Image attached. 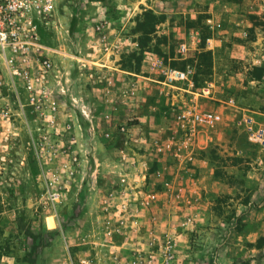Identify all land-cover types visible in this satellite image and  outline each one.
I'll list each match as a JSON object with an SVG mask.
<instances>
[{
	"label": "rangeland",
	"instance_id": "rangeland-1",
	"mask_svg": "<svg viewBox=\"0 0 264 264\" xmlns=\"http://www.w3.org/2000/svg\"><path fill=\"white\" fill-rule=\"evenodd\" d=\"M138 1L150 0H55L53 17L41 32L42 42L51 48L48 56L52 63L42 88L44 92L38 89L36 82L31 89L22 81L9 82L5 69L0 66V264H75L84 256L90 257L95 264H132L133 261L136 264H220L218 259L196 257L199 251L206 254L211 251L209 247L204 250L206 242L202 241L201 245L197 231L188 229V239L183 244L170 233L162 230L156 233L153 227L162 224L157 220L153 219L150 227H146L140 216L144 209L136 199L130 203L129 212L140 210L138 215L132 216L138 217V226L132 228L127 220L121 236L122 242L127 243L119 246L117 238V248L112 249L117 258L113 259L110 256L112 247L101 240L106 193L96 205L90 192L94 180L97 186L99 181L107 180L108 173L116 175L111 163L104 161H114L116 156L123 160L130 151L137 152V146L141 145L142 142L125 136L121 129L122 123L132 125L138 121L136 108L150 111L153 122L161 129L153 139H144L152 152L155 150L153 143L162 142L169 133L168 125L174 115L172 106L176 105L170 104V99L176 89H169L158 71L142 66L145 51L159 55L165 65L171 67L189 65L194 70L196 88L206 81L216 82L215 73L222 75L217 79L220 82L238 69L236 63L230 71L224 72L214 66L213 49L204 45V37L215 32L201 23L202 19L205 21L214 15L213 19L219 21L224 30L227 25L219 15L232 6V11H247V52L250 55L244 53L239 57L244 64L242 77L236 79V85L221 83L216 98L204 100L208 108H221L222 121L200 130L193 155L200 141L203 142L202 138L209 136L211 143L207 152L217 161L213 173L222 177L221 183L229 184L234 199L240 197L238 203L244 201L247 205V169L264 170V166L261 168L255 158L249 164L241 155H230L237 173H228L222 166L227 163L224 157L218 162L222 155L217 149H224L219 142L234 140L242 152L247 153L248 149L252 156L264 157V146L250 143L244 124L240 123L245 114L252 118L254 126L264 127L247 113L244 108L247 101L240 98L247 97V92L264 89V44L261 43L264 42V0H247L245 4L241 0H220L212 8L213 0H192L194 6H191L200 14L196 19L186 20V29L198 27L201 36L199 45L190 48L184 57L176 49L178 32L163 24V3H156L155 9H151L142 3L139 7ZM149 11L156 18L141 30V24L150 19ZM236 26L242 27L241 23ZM257 39L261 41L248 43ZM249 56L252 57L250 63ZM80 60H86L87 65L82 66ZM230 98L234 100L233 105L227 104ZM105 127L110 131L104 133ZM120 144V152L126 154L124 158L118 155L119 151L117 153ZM171 156L181 165L192 161ZM69 162H73L72 172L64 166ZM153 166L157 167L156 161ZM131 172L136 171L123 170L116 179L112 177L113 191L120 175L128 173L131 179ZM52 173L61 178L58 185L62 195L55 204L46 199L45 181ZM188 186L195 188V184ZM142 191L150 190L142 185ZM121 195L124 198V194ZM220 200L225 201L224 198ZM217 207L220 206L217 204L215 211L222 215L225 224L221 230L230 234L242 233L246 228L249 231L259 214V211L242 209L221 212ZM190 215V212L186 215L187 223L183 224L186 218L180 222L181 226L194 222ZM132 217L129 220H133ZM261 243H264V236L255 243H236L238 257L234 261L247 264L251 252L254 256L260 254ZM167 245H171L173 255L168 261L164 258ZM182 250L189 252L188 259L180 258Z\"/></svg>",
	"mask_w": 264,
	"mask_h": 264
},
{
	"label": "crops",
	"instance_id": "crops-1",
	"mask_svg": "<svg viewBox=\"0 0 264 264\" xmlns=\"http://www.w3.org/2000/svg\"><path fill=\"white\" fill-rule=\"evenodd\" d=\"M219 1L220 0H213L210 5L211 8L215 5L217 6ZM241 1L244 4L247 3V0ZM159 2L163 3L164 6L163 24L167 26L169 30H176L179 35V41H186L190 48L199 45L197 44L200 43L201 36V34L199 35V28L193 26L188 28V30L186 29V20L196 19L200 14V11L194 10L195 7H192L194 6V2L192 0H150L146 1V3H142L141 1L137 3L139 7L142 6V3L151 9H155L154 7ZM232 8V6H229L227 8L229 12L227 11L219 15L220 18L225 19L226 28L212 33L209 37H212L211 49L213 50L211 51V56L214 66L217 67L219 71L224 72L230 71L229 69L232 64L236 63L238 69L236 71L233 70L232 75H228L225 81L221 80L220 82L217 79L222 77V75H217L215 73L217 79L214 78V81L218 82L217 86L216 84L214 85V93L211 99H215L218 95L219 84L236 85L238 80L242 77L241 66L244 64L240 61L239 57L244 53H249L250 55V52H247V11L237 12L232 11ZM214 17L213 15V18ZM202 20L201 23L204 25L205 21L204 19ZM239 23H241L242 27L236 26ZM260 41V39H257L256 41H250L248 43L252 44ZM261 43L264 44L263 41ZM251 58V56L247 57V61L249 62L252 60ZM262 84L264 85V75L262 76ZM168 87L169 89L175 88V94H177H172L173 96L171 97L172 99H170V104L180 106L181 104L197 102L202 108L209 109L207 103L204 102L206 98L196 97L192 95L191 92H185L186 90H184V88L186 84L177 83L174 87ZM240 98L247 101V107L244 106V108L247 109V113L252 115L258 123L264 124V89L247 92V97ZM210 109H219L218 111L221 112V108L219 107ZM149 112L148 110L143 111L136 108V117L138 121L132 125L122 123L121 129L125 132V136L142 143L137 146V148L139 147L137 152L130 151L129 156L123 160L116 156L114 161H104L105 163H111L115 171L113 173H116V175L112 176L108 173V176H106L107 178H105L107 180L99 181V184H97L98 187L95 185L94 180L92 191L90 192V196L94 198H92V201L96 202L97 205V201L100 202L102 198H100V196L104 193L107 195H105V198L108 203L121 202L127 198L128 200L134 201L132 195L125 194L123 198V195L116 193V189L113 191V187H111L113 185L112 183H114V178L112 179V177L116 179L117 175L123 170L133 169L138 173V175L134 176V179L137 180L139 184L144 185L146 190L154 191L157 194V202L152 204L150 208L140 211L141 219L145 222L146 227H150L151 224L149 222L153 219L155 221L157 220L162 224H159L158 227H153L156 233H158V230H162L164 233H170L172 238H180L183 244L188 239V229L197 231L201 245H203L202 241L206 242V245H203L205 248L204 250H206L207 247L211 249L208 254H206L207 252H202L203 250L199 251L196 254L197 258L218 259L221 260L220 264L225 262H227V264H238L234 261L238 257V255L235 254L236 249L234 245L236 243L240 244V242L246 243L247 241L249 243H255L260 237L264 236V170L247 169V205L244 201L238 203L240 197L234 199L233 190L229 184L221 183V180H223L222 177L213 173L217 167V161L213 158L211 159L207 152L211 143V139H208L209 136L202 138L203 142L200 141L199 148L195 156H193L192 161L181 165L174 161L169 153L158 154L154 151L152 152L149 144L145 143L144 139H153L155 135L157 136V134L161 132L159 126L157 127V124L153 122ZM115 113H118V111ZM104 131V133H106L110 131V129L105 127ZM223 142L224 140L219 142V145H223L224 149H217V152L222 155L218 158V162L224 157L227 163L222 166L228 173L236 172V166L230 162L232 159L230 155H241L244 157V160L247 159V163L249 164H251L250 161L255 158V162L258 163L261 168L264 166V157H261V155L252 156L248 149L247 153L242 152L239 146H236L234 140H227L222 144ZM121 146L120 144L119 147H117V153L119 151L118 155L122 156V154H120ZM141 146H143V150L140 149ZM155 161L157 162V167H151ZM190 184H195V188L192 189L189 187L188 185ZM185 185L186 187H184ZM116 187L117 184L115 188ZM111 192H113V194L110 198L108 194ZM220 198H224L225 201H221ZM217 204L220 207L216 209L221 210V212L242 209L243 211H259V214L253 219V226L252 228L250 227L249 231H247L245 227L246 230H243L242 233L230 234L228 231L224 232L221 230V226L223 228L225 224L221 220L222 215L215 211ZM133 205L136 207L138 203ZM237 205L238 208H236ZM189 212L192 213L190 217L194 219V222L190 225L186 224V226L184 225L183 227L180 225V222L186 218ZM208 215H210L212 219H209ZM145 236L146 239L149 238L148 234ZM122 241L123 238L119 237L117 244H119V246H122V244L125 246L127 242L123 243ZM258 251H260L258 256H254V253L251 251V254L249 252L251 256L247 259V264H264V243H261ZM180 258L188 259L189 252L187 250H182Z\"/></svg>",
	"mask_w": 264,
	"mask_h": 264
},
{
	"label": "built area",
	"instance_id": "built-area-1",
	"mask_svg": "<svg viewBox=\"0 0 264 264\" xmlns=\"http://www.w3.org/2000/svg\"><path fill=\"white\" fill-rule=\"evenodd\" d=\"M54 9L55 0H0V66L5 69L9 82L22 81L30 89L32 83L36 82L39 84L38 89L44 92L42 88L52 63L48 56L51 48L42 42L41 32L53 17ZM205 24L212 32L222 29L221 23L212 17H207ZM211 38V36L206 38L205 46L208 49L212 46ZM176 49L184 57L190 46L182 40L178 42ZM80 63L82 66L87 65L86 60H80ZM142 66H147L151 71H158V74L163 78L162 82L167 86L174 87L177 83L186 84L185 92H191L196 97L210 99L214 93L215 83L213 81H206L196 88L194 70L189 65L184 68L171 67L165 65L159 55L145 51ZM233 101V98H230L227 104L233 105ZM173 112L172 122L168 125L169 133L162 142L155 141L153 143L155 145L153 151L170 153L178 160L182 159L186 162L193 159L194 143L198 139L200 130L219 124L222 121V114L215 109H204L197 102L175 105ZM240 123L244 124L250 143L264 146V127L254 126L252 118L245 114ZM121 154L122 158L126 156L123 151ZM75 160L74 157L73 161ZM72 164L73 162H69L64 166L70 168L72 172ZM131 174V179L128 173L120 175L118 186L115 188L116 193L132 195L134 199L138 200L142 209L150 208L157 200L156 192L142 191V185L134 179L138 173L131 172ZM60 179L58 174L52 173L47 176L45 181L46 199L52 204L60 201L62 195L61 186L58 185ZM112 194L113 192L108 196L111 198ZM132 202L133 200L127 198L121 203L113 205L104 200L102 206L104 215L101 225L103 238L101 240L106 246L112 247L110 256L113 259L117 258V253L112 249L117 248L115 245L117 237H121L125 233L127 220L132 228L138 226V217L132 216L138 215L140 210L136 208V213H130V203ZM128 212L129 216H126ZM130 216L133 220H129ZM188 221L189 219L186 218L183 224ZM170 247L171 245H167L164 253V258L167 261L173 257ZM133 262L132 264H136L135 261ZM75 264H95V262L90 257L84 256Z\"/></svg>",
	"mask_w": 264,
	"mask_h": 264
},
{
	"label": "trees",
	"instance_id": "trees-1",
	"mask_svg": "<svg viewBox=\"0 0 264 264\" xmlns=\"http://www.w3.org/2000/svg\"><path fill=\"white\" fill-rule=\"evenodd\" d=\"M147 13H150V14H149V17H148V18H150V19H147L146 22H145L144 24H141V28H140L141 30L146 29V28L149 26L151 20L153 21V20L156 18L155 14H154L153 12L149 11V12H147ZM207 37H208V36L206 35V37H204V38L206 39ZM204 45H205V43H204ZM179 68H184V66H181V67H179ZM194 78H195V77H194Z\"/></svg>",
	"mask_w": 264,
	"mask_h": 264
}]
</instances>
